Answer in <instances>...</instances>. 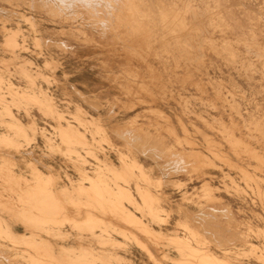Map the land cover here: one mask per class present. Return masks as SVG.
I'll use <instances>...</instances> for the list:
<instances>
[{
  "label": "bare ground",
  "instance_id": "obj_1",
  "mask_svg": "<svg viewBox=\"0 0 264 264\" xmlns=\"http://www.w3.org/2000/svg\"><path fill=\"white\" fill-rule=\"evenodd\" d=\"M39 1L42 4L41 6L50 8L54 15L60 17V23H68L71 28L82 29L81 35L84 36L85 43L95 42V34H98L100 40L106 43L104 48L112 55L121 58L128 57V61L136 58L139 61H145L149 65V75H144L141 68L135 65L131 71L132 75L129 77L131 83H119L127 93L132 95L140 94L138 91L140 89L145 91L148 98L138 97L137 100L140 103L152 105L158 101L159 97L167 95V87L161 81L159 82V77L154 73L149 58L163 57L164 54L170 55L174 58V65L170 66L173 71L183 66L184 61L182 59L185 60V56L182 54V56L177 57L166 46H156L151 41L153 30L141 17V8L139 9L138 6L140 1L108 0L106 6L103 7L90 5L87 0ZM208 4L211 5V3ZM184 8L177 9L178 11H175L172 17L169 16V13L161 11L160 19L155 22V24L157 23L156 26L161 30L165 29L166 31L168 29L167 34L170 37L180 38V31L187 30L183 17L187 7L184 6ZM260 13L262 12L260 11ZM146 16L144 17L146 18ZM19 36H21L20 29L12 30L6 34L5 47L14 53V56L10 59H5L4 63L7 67L18 58L16 51L25 48L22 42L25 41L26 36H22L21 42L18 39ZM174 37L173 39H175ZM112 39L114 40L112 43L113 48L109 46V41ZM156 40L158 39L156 38ZM181 42H183L182 39ZM35 43L40 46L38 39H35ZM177 44L174 45L177 46V50L179 49L178 52L183 53L180 50V45ZM247 52L249 51L247 50ZM193 59L191 58L192 61ZM225 60L223 61L225 62ZM31 63L29 60H24L17 67L18 73L28 80L29 86L26 90H14L10 82L5 85V77L0 73V103L3 112L10 118L8 121H2L5 118L1 114L3 119L0 118V121L13 131L12 135L3 133L0 136V146L5 145L19 151L23 148V143L21 139L19 140L20 137L30 143L36 140V135L39 132L45 136V129L39 131L35 119L31 116L30 107L37 106L44 115L51 116L56 120L55 129L60 137V144L55 145L50 137H47L46 140L52 149L60 152V155L62 153L61 156H65L67 162L78 171L80 179L73 180L69 177L70 186L64 185L65 187L59 188L57 184L58 177H53L50 172L49 175L51 176L43 175L38 164L34 162L30 163L33 178L28 180L14 171V166L18 162L16 163L10 153H1L0 151L2 154H0L2 159L0 160V257L5 260L6 264H20L19 261L23 264H135L132 257H128V255H133V248L145 254L154 264H235L233 258L221 257L206 246L209 240L206 241L207 238L204 235H219L220 233L222 224L221 221H217L218 215H222V218L232 216L230 208L216 205V203L224 200V195L220 187L215 185L218 176L211 173L210 169L219 167L217 160L239 169L241 172L240 179L244 181L245 186H241L239 181L232 177L230 185L224 184L225 192L223 193L231 196H234L235 193L239 198H244L248 190H251L261 200L263 206L264 188L261 184L264 183V177L253 175L245 167L233 161L220 142L210 139V136H207L201 130L200 135L204 139V144L201 143V145L203 144L202 148L198 147L200 142L196 139L180 137L171 125L164 127L163 130L152 125L156 132L153 133L154 136L149 132L150 129L146 130L144 126L113 129L101 120V111L98 110L100 107L92 101L90 103L97 109L98 117L88 115L90 112L87 113L81 105H77L74 113L77 124H73L69 121V118L67 119L65 111L59 110L51 96L44 92L42 88H36V81L39 78L48 81V77L38 70L34 72L29 66ZM49 64L52 63L49 62ZM3 87L7 89L11 100H8L6 97L8 95H5V91H2ZM155 87H158L157 92L154 90ZM12 105L24 110L28 116L27 124H23L13 113ZM126 107L128 108V106ZM111 115L113 116V114ZM156 123L158 124L157 121ZM263 125L264 123L256 128L255 132L258 134L250 136L257 142H264V130L260 128H264ZM185 130L187 129L185 128ZM112 133L116 134L117 137H124L128 150L133 147V145L129 147L130 143L138 139L141 145L137 150L130 149L131 156H129L114 141ZM220 133L222 134L223 131ZM89 134L91 138L88 137ZM163 135H168L173 138V141L170 140L172 142L168 144L165 140L166 137ZM150 137L156 138L164 147L147 146V143L152 142ZM231 138L229 137L227 141L230 148L237 153L236 155H241L240 150L250 158H254L258 161V165H255L256 171L264 173V150H258L246 142L242 144L243 147L241 148L240 143L243 142ZM104 143L108 145L107 148L104 147ZM185 146H188V149ZM0 148L2 151L5 149L4 147ZM108 148L110 151H116L120 159L119 164H115L111 160L107 153ZM207 150L213 156L208 155ZM5 151L7 150L5 149ZM83 151L95 159V164L91 165L94 166L95 175L87 173L84 164L88 163L89 159L82 154ZM135 151H138V153L141 151L144 155H147V151H153L157 159L164 160V163L161 164L164 171L160 178L153 176L151 171L143 166L134 155ZM34 153L36 152L34 151ZM50 167L46 168L49 169ZM172 167L175 169L171 170ZM179 174H183L184 178L177 177ZM84 180H88L89 184L86 185ZM195 182L200 183V193L203 192L202 196L205 199L204 201L202 199L194 201L198 204L199 209L197 211L188 210L183 216L184 220L178 221L179 227L181 226L184 229L185 235L163 231L162 228L169 224L172 219H175V212L172 207L168 206L169 199L163 193L164 183H170L171 186L175 185L180 190H184L182 197L188 201L192 198L185 187L189 183H193L194 189L197 190ZM181 206H179L180 209ZM17 224H21L28 233H17L15 231ZM66 225H69L70 229H65ZM254 232L264 237V228L257 229ZM74 238L77 240L76 244L66 243L67 240ZM60 240H62V243ZM19 247L22 249L19 250ZM175 251L177 252L176 256L173 254ZM245 254L254 255L264 264V249L257 250L256 247L252 246Z\"/></svg>",
  "mask_w": 264,
  "mask_h": 264
},
{
  "label": "rangeland",
  "instance_id": "obj_2",
  "mask_svg": "<svg viewBox=\"0 0 264 264\" xmlns=\"http://www.w3.org/2000/svg\"><path fill=\"white\" fill-rule=\"evenodd\" d=\"M32 1L0 0V73L5 77V85L10 82L12 89L19 91L28 88V80L18 73L17 67L24 60H29L32 62L29 66L34 72L38 70L48 77V81L39 78L36 81V88H42L44 92L51 96L59 110L65 111L67 119L69 118V121L73 124H77L74 117L77 105H81L87 113L90 112L88 115L98 117L97 109L90 103L92 101V103L100 107L98 110L101 111V120L113 129L144 126L146 130L150 129L149 132L153 134L156 133L154 127L163 130L164 127L171 125L176 129L180 137L196 139L200 142L198 147L202 148L204 139L200 135L201 130V132L203 131L207 136H210V139L220 142L233 161L245 167L253 175L264 177V173L255 169L258 165L257 160L250 158L240 150L241 157L236 155L237 153L230 148V144L227 141L232 136L231 139L243 142L240 143L241 148L243 147L242 144L246 142L258 150H264V142H257L250 137L255 135L257 133L255 132L256 128H259L260 124L264 123V118H262L264 117V0H137L138 2L140 1L138 6L139 9L141 8L140 14H142L143 21L148 23L153 30L151 41L156 46H166L177 57L182 56V54L185 56V60L184 58L182 59L184 61V64L182 63L183 66L173 71L170 66L174 65V58L170 55L164 54L163 57L149 58L154 73L159 77V82L161 81L167 87V95L159 97L158 101L152 105L143 104L137 100L138 97L148 98L145 91L140 89L138 90L140 94L132 95L127 93L119 84H124V82L131 83L129 77H131V71L135 65L141 68L144 75H149V65L145 61H139L136 58L128 61V57L121 58L112 55L104 48L106 43L100 40L97 36L98 34H95V42L85 43L84 36L81 35L82 29L71 28L68 23H60V17L54 15L50 8L41 6L42 4L39 0ZM208 3H211V5ZM184 6L187 7L183 14L187 30L180 31V38L170 37L167 34L168 29L165 31V29L161 30L156 26L157 23L155 24V22L160 19L161 11L169 13V16L172 17L175 11L177 12L180 8L185 9ZM16 29L21 30V36L18 37L20 42L22 36H26L25 41L22 42L25 48L16 51L18 58L7 67L4 61L14 56V53L5 47V38L8 32ZM35 39L39 40L40 46L35 43ZM181 39L183 42H181ZM113 41V39L109 41L111 48H113ZM176 43L180 45L181 48H179L183 53L178 52L179 49L177 50V46L174 45ZM247 44L249 45L247 46ZM235 52L238 53L236 54ZM240 52L243 54H240ZM49 62L52 64H49ZM154 90L157 92L158 87H155ZM2 91H5V95H8L6 96L7 99L11 100V96L5 87H3ZM89 104L91 107L88 106ZM12 106L13 113L23 124H27L28 116L24 110L18 109L14 105ZM30 108L31 116L35 119L38 130L45 129V136L39 132L36 135V140L30 143L20 137L19 140L21 139L23 143V148L19 150L21 153L5 145L0 147H4L7 151L5 149L2 151L1 148L0 151L1 153H10L16 163L18 162L14 166V171L28 180L33 178L30 163L35 162L43 175L58 177L57 184L59 188L69 187V177L73 180H78L80 175L67 162L65 156H61L62 153L60 155V152L52 149L46 140L47 137H50L55 145L60 144V137L55 129L56 120L51 116L44 115L37 106H31ZM108 108L111 109L109 110ZM151 108L155 110H151ZM1 114L5 118L2 121L10 120L9 116L3 112L2 105L0 106V118L3 119ZM2 121H0V136L3 133L12 135L13 131L8 129ZM253 124L254 126H252ZM184 127L188 130L187 133ZM260 128L264 130V128ZM183 130L185 131L183 132ZM219 131L225 133H222V135ZM112 134L117 145L122 147V151L129 156H131L130 149L137 150L141 145L138 139L130 143L131 146L129 145V147H132V145L133 147L128 150L124 137L122 139L117 137L116 134ZM163 136L166 137L165 140L168 144L173 141V138L168 135ZM88 137L91 138L90 134ZM127 137L130 139L129 136ZM150 139L152 142L147 143V146H163L156 138L150 137ZM202 142L203 144L201 145ZM104 147L107 148L108 145L104 143ZM185 148L188 149V146H185ZM51 151L54 152L52 153ZM107 153L115 164L120 163L116 151H110L108 148ZM206 153L213 156L208 150ZM82 154L89 159V162L84 164L87 173L95 175L94 166H91L95 164V159L84 151ZM134 155L143 166L151 171L153 176L161 177L164 171L163 165L161 166L164 163L163 159H157L153 151H147V155H144L141 151L139 153L135 151ZM39 157L42 158L40 159ZM0 160L2 159L0 158ZM217 164L219 167L210 169V172L218 176V179L215 180V185L220 187L224 200L216 203V205L230 208L232 216L230 218H222V215H218L217 221H221L222 224L220 233L219 235H204L207 238L206 241L209 240L206 246L221 257L228 256L233 258L235 264H263L257 257L252 254L247 255L245 252H248L252 246L256 247L257 250L264 249V237L254 232L257 229L264 228V206L251 190H248L244 198H239L235 193L234 196L223 193L225 192L224 184L230 185L232 177L236 178L243 187L245 183L240 179L241 172L239 169L218 160ZM173 169L175 168L172 167L171 170ZM49 172L51 175H49ZM183 174H179L177 177L184 178ZM84 183L88 185L89 181L84 180ZM195 183L197 190L194 189L193 183H189L185 187L192 198V200L188 201L182 197L184 190H180L175 185L171 186L170 183H164L163 193L169 199L168 206L173 208L175 219H172L169 224L164 226L162 228L163 231L185 235V231L181 226L179 227L178 221L184 220L183 216L188 210L197 211L199 209L198 204L194 201L199 199L204 201L205 199L202 196L203 192L200 193V183ZM261 186L264 188V183ZM179 206H181V209ZM155 227L159 229L158 226L155 225ZM15 228L17 233H28L21 224H17ZM65 229H70V226L66 225ZM74 234L76 233L74 232ZM70 240H67L66 243H77L75 238ZM60 242L62 243V240ZM20 249L22 248L19 247ZM132 253L133 255H128V257H132L135 264H154L141 251L133 248ZM173 254L176 256L177 252L175 251ZM18 263L23 264L20 261ZM0 264H6L1 257Z\"/></svg>",
  "mask_w": 264,
  "mask_h": 264
},
{
  "label": "clouds",
  "instance_id": "obj_3",
  "mask_svg": "<svg viewBox=\"0 0 264 264\" xmlns=\"http://www.w3.org/2000/svg\"><path fill=\"white\" fill-rule=\"evenodd\" d=\"M87 2L90 5H95L97 7H103V6H106L108 0H87Z\"/></svg>",
  "mask_w": 264,
  "mask_h": 264
}]
</instances>
